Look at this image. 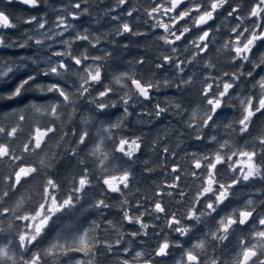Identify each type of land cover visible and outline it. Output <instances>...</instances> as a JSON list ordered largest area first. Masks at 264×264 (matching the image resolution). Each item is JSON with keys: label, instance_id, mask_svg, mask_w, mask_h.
Masks as SVG:
<instances>
[{"label": "snow or ice", "instance_id": "obj_1", "mask_svg": "<svg viewBox=\"0 0 264 264\" xmlns=\"http://www.w3.org/2000/svg\"><path fill=\"white\" fill-rule=\"evenodd\" d=\"M3 2L6 7L20 3L30 9H38L47 0ZM86 3L87 0H71L68 6H61L53 22L54 28L49 27L46 18L35 15L25 18L23 23L33 26V34L25 33L22 43L12 41L5 32L18 27L13 22L17 18L6 7L0 8V48L23 49L29 47V41L42 48L45 40H53L54 36L62 38L58 41L62 45L61 50L47 45L51 51L46 54L48 59L39 72L24 75L6 96H0V99L14 100L29 89L56 94L50 104L32 103L29 106L30 111L48 116L49 123L29 125L26 131L24 122L28 117L19 114L14 124H0V168L5 170L0 173V217H10L7 229L0 227V233L9 231L14 237L13 240L5 238V244L0 246V264H94L98 253H110L122 245L123 235H118L114 242L92 235L97 229H102L101 223L94 222V227L81 235L63 242L57 240L45 249L37 248L54 218L74 209L87 195V190L93 187L94 180L101 183L104 192L91 207L99 210L103 223L113 225V221L103 216L104 210L113 207L105 193L125 196V190L131 191L135 177L131 167H124L123 164H130L141 152L143 144L141 136L132 138L121 134L124 119L101 125L99 143H94L88 153L95 159L91 165L84 158L77 162L82 167L67 181L70 187L66 190L54 179L52 172L57 156L54 155L50 161L41 158L38 165L28 158L43 152L48 141L57 133H60V140L69 134L76 137L73 141L75 147L66 150V154L73 157L78 155L79 146L87 147L92 140L87 128L63 131L56 123L64 114L62 110H67L66 122H71L80 102L86 101L93 115L99 114L110 120L106 109L116 108L119 104L126 118L132 115L129 107L140 103L141 98L150 101L153 93L162 86H174L185 93L195 88V98L188 107L179 99L170 101L166 106L157 103L143 115L159 119L169 111L181 117L187 113L181 135L186 134L189 139L201 144L207 141L206 150L184 151L185 164L181 165L175 159L178 153L165 146V157H173L170 167L163 162L168 179L157 184L150 197L139 198L135 205L127 198L119 202L122 221L138 226L127 233L129 237H148L149 229L157 236L155 248L150 252L135 251L132 260L124 259L122 264H166L173 248L183 249L175 264H225L221 255L215 253L221 246L227 247L233 238L237 240L238 252L231 264H264V199L248 198L232 206L241 185L261 183L264 186V130L251 141H245L243 146L205 132V129L211 131L220 126L217 122L225 108H238L239 117L222 126L230 130L229 135L237 134L241 138L251 135L254 118L264 117V76H259V72L264 71V51H261L264 48V0H150V5L143 8L147 17L144 23L154 30H163L158 40L168 53L157 57L154 67L161 71L174 70V83L172 79L163 82L146 79L135 70L110 69L109 61L113 53L105 50L96 54L101 37L87 28L78 30L71 23L89 13L88 8L83 6ZM128 3L129 0H117L118 7ZM139 11L132 8L125 11V15L133 17ZM221 17L226 23L216 24ZM112 19L119 21L115 30L118 36L145 35L120 16H113ZM225 27L227 32L222 31ZM65 33L66 39L63 38ZM35 35L40 38L35 39ZM217 36L220 38L217 39ZM214 45L219 46L215 48L216 57L212 58ZM224 60L228 61L230 70H222ZM198 61L202 65V79L186 71L195 67ZM24 63L23 60L19 63L0 62V80L10 79V74L19 72L20 65ZM145 63L143 57L135 61L141 67ZM212 70H215L214 74ZM38 76L58 79L45 85L37 83ZM256 76H259L258 80ZM246 79L253 80V90L246 95H236V89ZM192 104L195 107H191ZM84 123H89L88 118H84ZM106 142L111 143L110 150H105ZM177 147L180 145L177 144ZM116 160L123 163L116 167ZM95 170H99V175L95 174ZM38 178L41 180L39 199L31 207L24 208V200L17 201L15 206L8 204L11 194ZM146 217L154 221L163 219L161 232L167 229L176 233L177 238L155 233L157 225L146 222ZM13 221L19 223L14 226ZM194 231L203 234L191 247L185 248L180 238L189 237ZM13 243L15 251L11 247ZM132 251L123 247L125 254ZM72 253H80L86 259H76Z\"/></svg>", "mask_w": 264, "mask_h": 264}, {"label": "trees", "instance_id": "obj_2", "mask_svg": "<svg viewBox=\"0 0 264 264\" xmlns=\"http://www.w3.org/2000/svg\"><path fill=\"white\" fill-rule=\"evenodd\" d=\"M71 0H47L45 4H42L38 9H30L20 3H15L9 6H5L3 0H0V8H5L8 12H11L13 16L17 18L14 23L18 24L15 29L5 30L6 34L12 41L22 43L25 40V33L32 35V27L23 23L24 19L30 16H37L38 18H46L49 21V27L54 28L53 22L57 16V10L61 6H68ZM110 0H87V3L83 5L89 10L88 14H84L78 21H71L78 30L85 28L89 29L90 32L101 37V45L99 46L100 51H109L113 53L111 60L109 61L110 69L112 67H119L121 71L124 70H135L145 76V78L159 79L161 82L165 79L159 77V71L155 69L154 63L157 57H160L167 53V49L163 47L162 42L158 39L155 40L153 34L154 29L150 28L149 24L144 23L147 19L143 12V8L149 6L150 0L146 4H139L134 0L129 4V10L132 8L140 9L139 12H135L134 19H130L131 24L135 27L136 31L143 32V36H133L125 34L124 36H118L115 34V30L119 25V21L113 22L110 11ZM63 14V13H60ZM44 32L45 30H39ZM55 31H61V29H55ZM152 32L153 35H150ZM52 35V33H49ZM35 39H39V35H35ZM64 39L67 38L65 33ZM61 37L54 36L53 40H45L44 47H37L34 45V41H29V47L27 48H0V62H16L19 63L21 60L25 61L24 64L20 65V71L15 74H10V79L0 80V96H6L11 89H13L18 83L19 79L23 78L24 75L32 72H39L45 65L44 61L48 59L51 49L47 47L48 44L52 45V49L61 50L62 45L58 41ZM127 45V47H125ZM145 58L146 63L141 67L135 64V61L139 58ZM131 65V69H130ZM15 71V70H14ZM213 74L215 70H212ZM154 73V76H153ZM58 78L51 77H40L37 78V83L48 84L56 81ZM111 79V71L109 72V80ZM170 79V78H167ZM107 83V81H105ZM115 87L119 88V85ZM199 87V86H197ZM194 95L191 92L185 93L183 90H178L174 86L164 87L162 86L159 91H155L150 101H144L141 98V102L129 107V112L132 115L124 117L123 108L118 104L116 108L106 109V113L110 114V120H106L99 114L93 115L90 111V106L86 101L80 102L79 109L71 122H66L67 110H62L63 115L61 120L57 121V125L63 129V131H69V129H80L87 128L90 132L92 140L87 144V147L81 145L78 148V155L73 157L66 154V150L75 147L73 141L76 137L69 134L64 140H60V133H57L51 140L48 141V146L39 155H32L28 159L34 165L39 164V160L43 158L45 161H50L55 155L58 159L55 161V167L52 169L54 173V179L60 182L62 189L66 190L70 185L67 183L68 180L75 174H77L82 165H78V161L82 158L87 159L91 165L94 157H89L88 153L93 147L94 143H99V129L101 125H107L108 123H115L119 119H124L123 132L121 134L135 138V136H141L143 138L142 150L137 154L130 164H123L124 167H131L135 180L131 185V191L125 190V196H120L116 193H105L108 197L109 202L113 205L111 209L104 210L103 216L107 220L113 221V225L109 226L103 223V217H101L99 210L91 207V204L98 198H101V194L104 192L101 183L94 180L93 187L87 190V195L80 201V203L69 211L58 214L54 218L49 228L46 230V234L37 246L38 249H45L51 243L57 240H70L71 238L83 234V232L94 227V222L101 223L102 229H97L92 235L97 236L101 239L107 238L111 241H115L118 235H123L122 245L117 246L112 252H104L103 254L98 253L94 264H122L124 259L132 260V256L135 251L150 252L156 246L157 236L153 234L152 229H149L150 235L148 237L138 236L131 238L127 233L136 230L138 226L130 225L126 221H122V214L119 210V202L125 198L135 205L136 201L144 196H151L153 190L157 184L168 179L167 172L163 166V162H166L170 167L173 157L170 155L165 157L163 154V148L166 146L170 150L178 153L175 158L176 162L184 165V151H197L206 150L207 141L203 144L195 142L187 137L184 133L183 120L186 118L187 113L184 117L174 115L173 111H169L161 118L156 119L155 117H148L143 115L144 112L150 111L157 103L161 106H166L170 101L182 100L185 107H188L189 102L195 98V88L192 89ZM54 93L35 91L29 89L23 96L17 97L14 100L0 99V124H14L19 114H24L28 117L27 121L24 122L25 130L29 125L40 124L43 126L50 122L48 116H41L34 111L29 110V106L32 103L38 105L50 104L55 100ZM236 95L241 96L239 89H236ZM238 103V101H237ZM191 107H195L192 104ZM99 116V120H97ZM239 117V110L236 107H229L223 110L220 120L217 122L220 125L217 128L209 131V135H218L222 139H231L237 145L243 146L245 141L252 140L251 135H245L241 138L237 134L229 135L230 130H226L222 125L228 121L234 120ZM84 118H88L89 123H84ZM177 144L180 147H177ZM111 143L106 142L105 150H110ZM80 149H83L82 151ZM119 156V154H116ZM111 159V158H110ZM126 159V158H124ZM123 163L122 160H116L114 166L119 167ZM151 169V171H148ZM5 170L0 168V173ZM95 174L99 175V170H95ZM40 178L31 183L25 184L24 187L19 188L17 192L11 194L12 198L8 200L10 206H15V203L19 200H24V208H29L32 204L39 199L38 191L40 185ZM2 190V185H0ZM264 199V186L261 183L241 185L237 191L236 196L232 201V206L239 205L248 198L252 199ZM7 199V198H6ZM168 199V198H165ZM178 207V205H177ZM143 208L140 209L143 212ZM175 210V208H173ZM10 217H0V227L7 229V222ZM146 222L149 224L155 223L157 225L155 233H159L160 236L169 235L170 238L176 239V233H170L167 229L161 232L164 228V220L154 221L151 217H146ZM19 222L13 221V225ZM119 228V232L117 231ZM206 230V229H205ZM201 231H194L189 237H183L181 243L184 244L185 248L191 247V244L196 241L197 238L202 236ZM13 240L14 237L9 231L0 233V246H3L6 239ZM13 251H15V243L11 245ZM123 247H128L133 251L125 254ZM233 248H237V242L232 245ZM36 249H33L35 251ZM172 255L166 258V264H174L177 258L182 255L183 249L173 248ZM11 254V253H10ZM76 259H86L82 257L80 253H72ZM10 264V262H9Z\"/></svg>", "mask_w": 264, "mask_h": 264}, {"label": "flooded vegetation", "instance_id": "obj_3", "mask_svg": "<svg viewBox=\"0 0 264 264\" xmlns=\"http://www.w3.org/2000/svg\"><path fill=\"white\" fill-rule=\"evenodd\" d=\"M133 1L134 0H129V3L127 5L118 7L117 6V0H110V2H111L110 3L111 4L110 9L111 10L108 11V12L111 15L113 14L111 17L120 16L121 19L127 20L128 22H130V19H134L135 16L127 17L125 15V11L129 10V7H130L129 4H131ZM136 2H138L139 4H143L144 5V4H146V2H148V0H136ZM149 5H150V3H149ZM115 21L116 20H113V22H115ZM221 23H226V22H224L223 17H221L219 20L216 21V24H221ZM162 31L163 30H155V31H153V34L156 35V36H154L155 40H157L158 36L160 34H162ZM222 31L227 32L228 31L227 27L222 29ZM153 34H152V32L150 33V35H153ZM194 34H195V30L193 32V35ZM128 35H130V34H128ZM219 38L220 37L217 36V39H219ZM224 38L226 39L227 37H224ZM218 46L219 45H214L213 46V52L211 54L212 58L216 57L217 54L215 52V48L218 47ZM261 51H264V48H262ZM156 61H157V59H156ZM222 70H230V67H229V64H228L227 60L223 61ZM158 71H159V73H158L159 77L161 79L170 78V79L173 80V83L175 82V77L173 75L174 70H168V71L158 70ZM186 71L188 72L189 75H193V76L197 77L198 79H202V76H201L202 65H201V63L199 61L196 63L195 67H189V68L186 69ZM259 76H264V71H260L259 72ZM259 76H256L257 80L259 79ZM252 85H253V80L246 79L245 82L243 84H241L240 87L238 88L239 92H240V95L249 94L253 90L252 89ZM197 86H199V84H197ZM257 91H258V89H257ZM189 92H191L192 95H194V91L193 90H190ZM262 130H264V117H260L259 119L254 118V124L250 128L251 133H253L252 134V139L257 137L261 133ZM225 179H227V177ZM236 242H237V240L235 238H233L231 240V242L227 244V247L221 246L220 248L217 249V252L215 254L216 255H221V258L225 261V264H231L232 259L235 257L236 253L238 252V248H233L232 247V245L234 243H236ZM178 259H180V258H177L176 260H178ZM174 264H175V261H174Z\"/></svg>", "mask_w": 264, "mask_h": 264}, {"label": "rangeland", "instance_id": "obj_4", "mask_svg": "<svg viewBox=\"0 0 264 264\" xmlns=\"http://www.w3.org/2000/svg\"><path fill=\"white\" fill-rule=\"evenodd\" d=\"M226 178V177H225ZM176 261V260H175Z\"/></svg>", "mask_w": 264, "mask_h": 264}, {"label": "water", "instance_id": "obj_5", "mask_svg": "<svg viewBox=\"0 0 264 264\" xmlns=\"http://www.w3.org/2000/svg\"><path fill=\"white\" fill-rule=\"evenodd\" d=\"M25 6V5H24ZM27 7V6H26Z\"/></svg>", "mask_w": 264, "mask_h": 264}]
</instances>
